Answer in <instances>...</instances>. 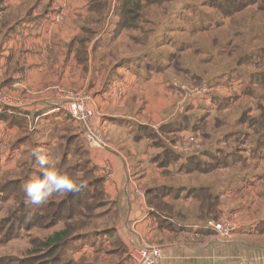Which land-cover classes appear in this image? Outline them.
<instances>
[{"label": "crops", "instance_id": "0c3cea01", "mask_svg": "<svg viewBox=\"0 0 264 264\" xmlns=\"http://www.w3.org/2000/svg\"><path fill=\"white\" fill-rule=\"evenodd\" d=\"M155 1L0 0V86L15 101L0 105V139L7 140L0 178L23 173L24 129L40 125L34 139L57 148L53 133L62 131L66 147L79 153L85 138L75 131L77 123L52 110L64 94L85 93L104 145L83 149L113 203L111 226L124 250L98 235L101 243L69 249L71 255H80L83 264H138L132 251L152 246L161 250L160 264H264V234L258 231L264 223V148L255 153L256 141L234 136L216 120L235 100L258 90L264 95L262 82L245 93L250 81L264 79V0H203L189 27L179 22L191 10L168 9L174 0ZM187 4L198 6L197 0ZM176 80L208 81L211 94L181 105ZM226 99L231 103L222 109L213 103ZM258 107L260 116L245 118L262 123L264 133V104ZM167 148L179 158L162 166L159 156ZM222 152L230 155L225 165L181 169L195 156L215 164ZM165 188L173 191L162 194ZM193 189L208 194L200 200ZM225 218L243 226L230 242L204 226Z\"/></svg>", "mask_w": 264, "mask_h": 264}, {"label": "rangeland", "instance_id": "374dc122", "mask_svg": "<svg viewBox=\"0 0 264 264\" xmlns=\"http://www.w3.org/2000/svg\"><path fill=\"white\" fill-rule=\"evenodd\" d=\"M189 1L190 0H182V2L180 3V0H174V2L171 1L166 6V7H170L168 9H172L175 7L176 10L180 9V10H184L187 12L191 10L193 14L191 16H189L190 14L186 16H182L184 20L182 19L179 22V24H183L188 27H189V23L190 24L194 23V18L197 16L195 12L198 10L203 11V0H197L198 2L197 8H196V5L192 6L190 4H187L189 3ZM199 21H203V17H200ZM200 26H203V25H200ZM195 84H198V83H195ZM255 93L257 95H255L254 97L243 96L244 98L240 102L235 100L234 102L235 104L232 105L230 110L227 113L222 114L223 116L222 118L218 116L220 119L219 118L216 119L217 121L222 122L223 125H226V128H225L226 131L235 132L233 134L234 136L239 135V137L242 138L244 136V133L249 134V135H246V136H250L248 140L249 143H254L258 139L259 135H258L257 129L254 128L252 129V131L249 130L250 119H252L251 117L245 118L243 125L240 124V120L247 114L249 116H253L254 118H257L258 116H260L261 112L258 106L260 104H264V95L259 93V90L258 92L256 91ZM205 98L206 97H203L198 100H203ZM73 121L77 123V128L75 131L78 132V135L84 137L85 138L84 140L86 141L85 143L83 139L81 140V145L79 144V146L81 147H79V153L77 154L74 153L73 148L66 147L65 142L62 141L63 140L62 131L58 133H53V134H56V138H57L56 144L59 145V147L57 148V147H53L50 144H45L44 142L39 143L38 140L34 139V138H37V135L40 132V125L38 126L37 130L32 129V127L29 129H24L23 135H22L24 136V139L21 142L22 144L26 145V148L22 153V154H26L25 159L22 160L23 162L21 163V164H24L23 173L16 174V173L11 172V174L8 173L9 177L5 175L0 178V185L10 182L9 180H12L13 178H18V180L16 181V183H18L17 186L11 185L12 186L11 189L6 190L4 193H0V230L5 228L2 232L0 231V264H21L22 261L24 260L23 258L28 255L29 250L31 249V240L33 238L42 239V238H45L51 235L54 231H57L63 228L62 225H57L55 226V228L49 229V230L33 229L30 231H25L23 227H20V229L17 231L18 238H14L8 242L6 241L7 238H5L4 236L7 230H9V227L11 226V224H14L15 228H18V225H17L19 222L18 218L22 216V215H19V217H16L15 219L12 218L15 215L14 213L16 212V210L14 209H16L15 207L18 204L17 199H15L16 194L20 195L23 193L21 202H23V206L25 205L29 207L31 211H38V209H40L43 206V205L36 206V205H32L31 203L26 202V196L24 193V185L30 180L42 178L43 171L45 170L39 166L36 158L33 156V151L35 149L43 148L46 150L45 154L48 155L52 161V163L47 167L49 168L54 167L55 169H58L74 177L77 181H80L81 178L84 176L83 172L86 168L88 169L91 168L87 163L86 153L83 149L84 144L87 145L88 147H90V145L86 137L82 135L81 133H79V127H80L79 123L76 122L75 120ZM66 156H68V161L65 160ZM61 164H63V166H61ZM18 167H19V164H18ZM15 190L17 193L13 194ZM65 194L66 193L62 195H57L55 198L51 199L50 201L58 202L65 196ZM24 211L25 210L22 209V212H20V214H23ZM17 214H19V212ZM98 216L97 218L95 217V219L90 220L89 221L90 224H88V226L84 230L79 232L84 235L82 237H77V240L73 242L74 247L72 250H75L77 252L81 249V246H92L91 244L95 240L98 243L99 242L101 243L100 238L97 236L101 235L102 230L107 227H110L111 224L113 223V216H114L113 210H111L110 208L106 212H103V213L100 212ZM14 229L9 234V238L13 237L12 234L14 232ZM70 252L71 251L68 250V252L66 253L65 259L73 260L75 262L74 264H82L81 260L78 261V259L80 258V255L78 254L71 255Z\"/></svg>", "mask_w": 264, "mask_h": 264}, {"label": "trees", "instance_id": "16d2710c", "mask_svg": "<svg viewBox=\"0 0 264 264\" xmlns=\"http://www.w3.org/2000/svg\"><path fill=\"white\" fill-rule=\"evenodd\" d=\"M145 2L146 4H151L156 2L155 0H138V2ZM127 23V21H126ZM263 83L264 79L261 80L256 78V80L250 81V86L246 88V94H253V88L257 83ZM220 109L227 107L231 103V99L226 100H215L213 102ZM245 117L242 121H245ZM258 125V139L256 140V144L258 147L255 150V153L264 148V133H261V126L263 124L255 119H250L249 126L253 127L254 125ZM261 133V134H260ZM249 135V134H248ZM233 137V136H232ZM250 136L244 135V141L247 140ZM223 157L221 160H218L214 163H203L199 157H191L182 165L181 169L185 172L192 171H208L212 168H217L218 166L225 165L228 163L230 155L228 153L222 152ZM179 156L171 151L170 149H166L163 155L159 156V164L164 166L166 163L171 160H177ZM214 161V156H210ZM84 184L83 187L80 188L77 192L66 193L65 196L58 202L49 201L47 205H43L38 211H31L29 207L23 206V202H21L22 194H16V190L13 194L15 195V199H17V206L15 207L16 212L12 218H18V228H15L14 224H11L9 230H7L4 235L7 238L6 241H10L14 238H18V230L20 227H23L25 231H30L33 229H53L57 225H62L63 228L60 230L54 231L51 235L45 238H33L31 240V249L27 256H25L21 264H74L73 260L67 261L65 259L66 253L69 249H72L74 246L73 242L77 240V237H82L84 234L79 233L84 230L89 223L90 220L97 218L99 213L106 212L111 208L114 211L113 203L107 200L104 189H103V181L99 177L94 176V169H86L84 171V176L81 180ZM17 186L18 183L16 181H10L6 184L0 185V193H4L6 190L12 188V186ZM162 194L171 193L173 190L162 189ZM191 193L200 200H203V195L208 194L206 189L199 190H191ZM210 194V193H209ZM210 198L213 199V195H209ZM217 206V197H215L214 203H210L209 212L214 214L215 208ZM22 209L25 210L23 214ZM100 211V212H98ZM19 212V214H17ZM201 212L203 217V207H201ZM13 214V213H12ZM99 217V216H98ZM15 223V222H14ZM15 228V229H14ZM5 228L1 229L2 232ZM13 232V237L9 238V234ZM258 231L264 234V223L259 226ZM101 235L106 236L110 240L111 245H113L118 250H124L122 248L121 242L115 235V228L113 226L107 227L102 230ZM38 260V262H37ZM83 264V263H82Z\"/></svg>", "mask_w": 264, "mask_h": 264}, {"label": "built area", "instance_id": "2783aa9c", "mask_svg": "<svg viewBox=\"0 0 264 264\" xmlns=\"http://www.w3.org/2000/svg\"><path fill=\"white\" fill-rule=\"evenodd\" d=\"M64 5L56 15V19L61 21L64 18ZM177 96L180 98V104L193 103L200 98L209 97L212 91L211 83L202 81L198 84L176 80L172 83ZM0 105H15L7 94L4 93L0 86ZM64 111L70 118L79 123V133L84 135L92 148L104 145L100 131L93 126L94 111L92 109V100L88 94L80 92H69L63 95V101L52 112ZM7 147V140L0 139V153ZM175 151H186V147L176 146ZM205 228L217 233L220 240L230 242L236 232L242 229V225L229 218L221 221L209 219L204 224ZM131 256L138 264H160L162 261L161 250L157 247L143 246L132 251ZM246 264V263H240Z\"/></svg>", "mask_w": 264, "mask_h": 264}, {"label": "clouds", "instance_id": "9594fccd", "mask_svg": "<svg viewBox=\"0 0 264 264\" xmlns=\"http://www.w3.org/2000/svg\"><path fill=\"white\" fill-rule=\"evenodd\" d=\"M45 153L46 150L43 148H37L33 151V156L39 166L45 169L42 178L30 180L24 185L26 202L36 206L46 205L57 195L77 192L84 186L82 181H77L74 177L54 167H47L52 161Z\"/></svg>", "mask_w": 264, "mask_h": 264}]
</instances>
